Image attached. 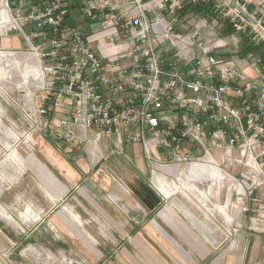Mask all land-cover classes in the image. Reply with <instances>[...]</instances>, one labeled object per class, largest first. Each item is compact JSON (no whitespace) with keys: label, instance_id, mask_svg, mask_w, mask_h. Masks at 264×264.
<instances>
[{"label":"built area","instance_id":"2783aa9c","mask_svg":"<svg viewBox=\"0 0 264 264\" xmlns=\"http://www.w3.org/2000/svg\"><path fill=\"white\" fill-rule=\"evenodd\" d=\"M72 10L81 28L67 23ZM0 16L1 30L26 40L38 74L35 101L26 94L15 105L28 142L140 144L194 183L217 178L237 193L262 185L264 62L213 53L244 39L264 49L263 2L0 0Z\"/></svg>","mask_w":264,"mask_h":264},{"label":"rangeland","instance_id":"374dc122","mask_svg":"<svg viewBox=\"0 0 264 264\" xmlns=\"http://www.w3.org/2000/svg\"><path fill=\"white\" fill-rule=\"evenodd\" d=\"M72 15L80 19L77 12ZM226 48L213 56L229 60L251 52L264 60L245 39L237 48ZM11 76L0 88V213L12 221L0 218V264H97L96 256L109 261L129 246L145 219L141 212L157 205L155 197L161 201L157 206H168L182 222L174 233L167 229L179 247L187 249L202 240L211 247L214 264H264V181L249 190L245 177L239 176L245 187L239 195L230 187L219 190L213 182L190 181L186 168L174 166L161 152L160 161L148 160L143 153L139 167L133 150H140V144L117 148L109 140V154L90 157L91 171L81 174L71 188L41 152L38 138L36 145L27 141L15 107L25 93L34 92L38 79H30L33 89L27 90L16 73ZM45 177L52 183H45ZM158 179L166 190L158 188ZM144 191L152 197L141 198Z\"/></svg>","mask_w":264,"mask_h":264},{"label":"crops","instance_id":"0c3cea01","mask_svg":"<svg viewBox=\"0 0 264 264\" xmlns=\"http://www.w3.org/2000/svg\"><path fill=\"white\" fill-rule=\"evenodd\" d=\"M250 2L255 5L262 1L250 0ZM73 12L77 11L72 10L71 14H73ZM1 18L2 16H0V21L2 20ZM67 23L72 25L77 24L81 28L80 19H75L73 15L68 19ZM23 31L25 32V30ZM27 48L26 40H24L19 32H5L0 29V62L2 61L1 63L8 72V74L5 75V80L0 82V88L4 89V83L12 79L11 73H16L19 84L22 83L25 85H20L22 88L27 90L33 89L31 86L29 88V81L30 79H38V77H34L35 74H37V70L34 67V60L32 58L29 59L28 56L22 54ZM38 85L39 83L34 86V92L30 93L29 91L28 93H25V95L27 94V96L32 98L33 101H35L33 95ZM21 102L19 101L17 104L21 105ZM20 119H22V116ZM85 137L90 140L91 134H86ZM109 140L110 139L103 140L97 147L88 142L82 147L62 146V148H57L56 143L52 139L41 140L38 138L36 141L40 146L41 152L45 153V156L48 157L49 162L54 169L68 181L71 188H74L80 175H85L91 171L90 160L92 161L91 158L95 156V153H107L105 147ZM139 151H141V153H139ZM134 153L140 158L138 165L141 167V164L144 161L141 159L143 158L142 148H140V150H133V154ZM65 157H71L70 160L73 159L74 164L68 162ZM93 158L95 159V157ZM38 167L40 172L45 174V171L40 168V166ZM45 183H52V181L49 178L48 180L46 178ZM156 183H159V189L162 191L166 190V187L162 189V185L166 186L165 182L158 179ZM140 194L141 198H144L147 195L150 196V192L148 191L141 192ZM163 195L165 197L171 196L170 192H166ZM154 202L157 203V205H160L161 203L156 197ZM157 205L150 207L152 209L145 207L148 212H141L145 219H143V222L139 223L138 229H136L137 233L133 237L129 246H125L124 250H120L114 257L110 258L109 261L101 260V258L96 256L97 264H214L212 258H210L212 254L211 247L205 242H202V240L201 243L196 240V242L187 249H185L184 246L183 248L179 247L173 237L169 236L167 229H170L174 233V229L182 225L180 224L182 223L181 220L176 212L168 206L160 207ZM72 218L76 219V216L72 215ZM195 239L197 238L195 237Z\"/></svg>","mask_w":264,"mask_h":264},{"label":"bare ground","instance_id":"6f19581e","mask_svg":"<svg viewBox=\"0 0 264 264\" xmlns=\"http://www.w3.org/2000/svg\"><path fill=\"white\" fill-rule=\"evenodd\" d=\"M2 62V61H1ZM0 62V82L1 81H3V80H5V75L6 74H8V72H7V70H5V68H4V65L2 64ZM6 64V63H5ZM34 73V72H33ZM35 74V73H34ZM34 77H38L37 76V74H35V76ZM1 85V84H0ZM20 85L21 86H25V85H23L22 83H20ZM2 111H3V109H1L0 108V115L2 114ZM4 117V116H3ZM15 125V124H14ZM19 127V126H18ZM24 133V132H23ZM25 135V134H24ZM26 136V135H25ZM7 143V142H6ZM4 144V143H3ZM11 155H12V153H11ZM14 155V154H13ZM7 158H10V157H7ZM11 160V159H10ZM15 160V159H14ZM17 161V160H16ZM19 163V162H18ZM178 174V173H177ZM170 175V174H169ZM175 175V174H174ZM184 176V175H183ZM185 178V177H184ZM222 180H224L223 178H222ZM218 183H220V179H213V184L217 187V188H219L218 187ZM162 184V183H161ZM221 184V183H220ZM164 188V185H162V189ZM218 190V189H217ZM220 190V189H219ZM165 193V192H164ZM240 194V192L238 191V195ZM201 195L202 196H204V194L203 193H201ZM205 197V196H204ZM206 198H208V197H206ZM219 207V206H218ZM0 218L3 220V221H6V222H8L9 224H11L12 225V221H11V219L9 218V217H7V216H5L4 214H2V213H0Z\"/></svg>","mask_w":264,"mask_h":264},{"label":"trees","instance_id":"16d2710c","mask_svg":"<svg viewBox=\"0 0 264 264\" xmlns=\"http://www.w3.org/2000/svg\"><path fill=\"white\" fill-rule=\"evenodd\" d=\"M195 12L198 13V10H196ZM222 32L226 33V32H228V29H224ZM256 51H257V53L260 54V56H262L264 58V49L256 48ZM262 61L264 62V60H262Z\"/></svg>","mask_w":264,"mask_h":264}]
</instances>
